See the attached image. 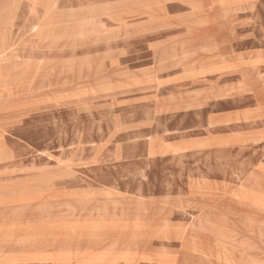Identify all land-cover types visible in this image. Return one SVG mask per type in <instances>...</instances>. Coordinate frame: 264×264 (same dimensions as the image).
Returning <instances> with one entry per match:
<instances>
[{
    "label": "rangeland",
    "instance_id": "1",
    "mask_svg": "<svg viewBox=\"0 0 264 264\" xmlns=\"http://www.w3.org/2000/svg\"><path fill=\"white\" fill-rule=\"evenodd\" d=\"M257 92L264 0H0V264H264Z\"/></svg>",
    "mask_w": 264,
    "mask_h": 264
},
{
    "label": "bare ground",
    "instance_id": "2",
    "mask_svg": "<svg viewBox=\"0 0 264 264\" xmlns=\"http://www.w3.org/2000/svg\"><path fill=\"white\" fill-rule=\"evenodd\" d=\"M105 6V5H104ZM104 10V9H103ZM92 12V11H90ZM72 12H70L71 14ZM69 18V17H68ZM71 18V17H70ZM100 20V19H99ZM103 23V22H102ZM115 23V22H114ZM41 24V23H40ZM104 25V24H103ZM102 25V27H103ZM34 29V28H33ZM32 30V29H31ZM34 35V34H32ZM32 39V38H31ZM18 47V46H17ZM75 49V48H74ZM9 50V49H8ZM43 51V50H42ZM96 57V56H95ZM144 74V73H143ZM253 99L255 101V107L254 109H251L249 111H245L244 113H242L241 117L244 119H248L249 121H253V122H257V120H260L264 123V111L262 112V104H263V100H264V94H262L261 92H257L255 94H253ZM252 112V113H251ZM253 114V115H252ZM239 118V119H242ZM238 119V118H237ZM260 140H264V128L258 133V136L256 137V139H254V141H260ZM84 190V189H82ZM113 191V190H112ZM77 192V191H76ZM84 192V191H82ZM81 192V193H82ZM98 192V190H97ZM90 194V193H89ZM109 194H106V196L108 197ZM110 197V196H109ZM21 239V238H20ZM128 255V254H127Z\"/></svg>",
    "mask_w": 264,
    "mask_h": 264
}]
</instances>
